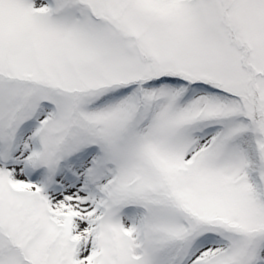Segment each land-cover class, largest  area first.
Segmentation results:
<instances>
[{
  "label": "snow or ice",
  "instance_id": "obj_1",
  "mask_svg": "<svg viewBox=\"0 0 264 264\" xmlns=\"http://www.w3.org/2000/svg\"><path fill=\"white\" fill-rule=\"evenodd\" d=\"M0 264H264V0H0Z\"/></svg>",
  "mask_w": 264,
  "mask_h": 264
}]
</instances>
